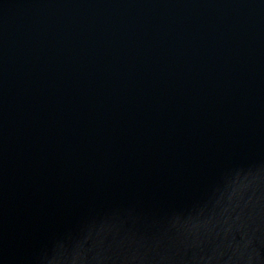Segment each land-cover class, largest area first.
<instances>
[{"label":"water","instance_id":"1","mask_svg":"<svg viewBox=\"0 0 264 264\" xmlns=\"http://www.w3.org/2000/svg\"><path fill=\"white\" fill-rule=\"evenodd\" d=\"M0 264H264V0H0Z\"/></svg>","mask_w":264,"mask_h":264}]
</instances>
